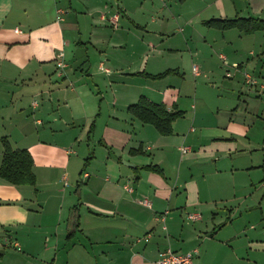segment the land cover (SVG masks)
Returning <instances> with one entry per match:
<instances>
[{
  "label": "crops",
  "instance_id": "obj_1",
  "mask_svg": "<svg viewBox=\"0 0 264 264\" xmlns=\"http://www.w3.org/2000/svg\"><path fill=\"white\" fill-rule=\"evenodd\" d=\"M73 1L0 0V140L30 153L35 178L33 185L0 178V264H155L165 249L177 253L196 249L193 264H264L260 262L264 233L232 232L229 215L236 202L248 211L255 208L247 198L257 201L259 209L264 204L260 170L224 171L216 165L212 172L193 169L215 159L214 152L229 158L233 147L227 141L240 135L249 142L255 137L252 128L235 123L225 96L216 94L211 108L203 104L198 84L187 91L184 73L153 78L178 71L160 67L167 55H176L182 63L186 58L215 63L204 74L195 69L196 78L236 72L244 80L250 77L255 85L244 84L255 90L264 76V42L251 39L250 46L244 37L264 28V0H242L241 9L233 0H192L196 2L189 6L188 0H181L174 13L151 2L152 9L140 15L132 0ZM210 8L211 15L203 17ZM139 10L143 11L142 4ZM115 14L118 22L113 28L108 19ZM152 14L156 20L150 19ZM234 19H250L258 30L245 34L205 24ZM170 27L177 35L167 37L177 38L165 45ZM109 29L112 35L107 37ZM234 30L239 33L235 42L226 40ZM153 39L159 40L161 49L151 45L147 51ZM94 45L104 47L95 52L94 69L102 75L97 81L106 88L105 97L88 67ZM256 48L261 54L244 63L242 53ZM58 63L64 66L59 68ZM171 76L175 87L159 90ZM96 95L106 101L104 114ZM141 97L169 112L183 113L173 122L170 135L159 134L127 111ZM189 98L200 106L191 105V111L183 107V99ZM182 118L186 124L181 128ZM32 125L34 132L28 129ZM194 125L201 136L202 129L209 134L215 130L227 134V139L221 137L194 152L186 145ZM180 147H189L190 152L182 154ZM1 151L0 144V165ZM184 164H189L187 173ZM83 173L88 176L83 178ZM222 175H228L229 182L204 186L207 177L224 179ZM144 199L149 206L140 203ZM212 204L223 209L222 215L210 212L212 218L203 217L202 211ZM261 224L264 227V221ZM4 238L17 245V252L6 256L3 248L11 245L4 244Z\"/></svg>",
  "mask_w": 264,
  "mask_h": 264
},
{
  "label": "rangeland",
  "instance_id": "obj_2",
  "mask_svg": "<svg viewBox=\"0 0 264 264\" xmlns=\"http://www.w3.org/2000/svg\"><path fill=\"white\" fill-rule=\"evenodd\" d=\"M74 1L78 2V3L81 2V1L79 2L77 0H74ZM212 1L213 0H207L206 3H210ZM233 1L235 2L238 9H241L244 5L242 0H233ZM151 2L157 8H162L163 6H165L166 8L170 9L174 13L180 9L183 1H181V0H132V2L130 4L134 9L137 10V13L140 15V14H142V12H146V11H149L152 9V4H150ZM191 2H196V1L188 0L186 2V5L189 6V4ZM140 4H142L143 11L139 10ZM211 11H212V8L205 10V12H204L205 15L203 17H207L208 15H211V14H209ZM105 13H104V15H105ZM107 17H109V16H107ZM152 17L156 20V14H152V16H150V19ZM165 17H168L167 14H165ZM158 19L159 18H157V20ZM111 30L112 29L106 30L107 31V33H106L107 37H110L112 35V32H110ZM259 31H261V32L256 33L252 36L246 35L244 37V38L249 39V40H247V42L250 44V46H252L250 43L251 39H255L256 42H258V43L264 42V39H262V38H264V28L262 30H259ZM167 32H168V35H166L165 45L172 44L173 40L177 38V37H173V39H172V38L167 37V36H172V35L175 36V34L177 35V33L174 30H172L171 27L168 28ZM202 32H204V31H202ZM213 32H215V31H213ZM233 32L234 33L230 32V35H227V36L224 35L225 37H227L225 39L229 40V41H232V39H237L238 36L236 34H239L238 31L234 30ZM215 34H216L215 36L218 38L222 37L217 32H215ZM158 42H159L158 39H153L151 42H148V49H146V50L149 51V49H151V45L154 46L155 50L161 49L158 46L159 45ZM232 42H235V41H232ZM170 47H174V46H170ZM99 49H104V47H99L97 45L96 46L94 45L93 48H90L88 56H90L91 58H90L88 67L92 68L91 72H93V74H94V79L92 80V82L98 83L99 89L97 88V90L101 91L102 95L105 97V94L107 93L106 88L104 87V85L100 84L97 81V78L102 76V75L99 73H96V71L94 69L95 66L98 65V58H97V61L95 60V52L97 54L99 52ZM252 53H249L248 50H246L244 53H242V60L244 63H246L251 58L257 59V57H258L257 55L261 54L257 48H256V52H252ZM115 54H116V52L111 53V55H110L111 60H113ZM174 54H176V53H174ZM225 54L229 55V56L232 55L230 51H227V53H225ZM219 55H221V54H219ZM138 59L140 61V57ZM180 60H181V58H179L176 55H167L165 57V64L161 63L160 67H165V69H174V68L177 69V68H179L178 71L177 70H175V71H176V73L180 72V74L184 73L185 77L183 80L185 81V87H186L187 91H192V89H194L195 84H198L199 98L201 99L203 104L207 105L209 108H211L215 104L214 100H215L216 94H220L222 96L227 97V100H228L227 104H232L233 110L230 113L232 114L231 116H232L233 120L236 121L235 123L236 124L245 123L246 125L248 124L252 128V132H253L252 134H254V136H255L254 138L250 137L249 142H248V140L246 138H243V136H240V135L236 136L235 135L234 137H232L231 140L227 141L228 143L232 144V147H233L232 151L230 152V156H228L229 158H226V157L223 158V156H227V155H220L219 153L214 152V154L216 156L215 159L206 161L203 164V168L199 167V165L197 167H193L195 172L198 169H201L199 171V173H202V172L205 173L207 170H210V172H212L213 169H215V165L217 168H219V169L221 168L224 171L230 169V167L231 168L234 167L236 169H241V170H245L246 168H250V167H255V169L260 170L259 174L262 177L261 179L264 180V87H263V89H260V84L264 85V76H263V81H261V82L259 81V84L257 85L256 89L254 90V87L251 88L248 85L244 84L245 83L244 77L237 74L236 72L234 73V72L230 71L232 74L231 75L230 72H228V74H227V72L224 71L223 74L219 73V74L215 75V78L211 75H201L200 77L196 78L194 75L195 69H197V71H199L200 74H204L203 71H206V70L208 71L210 68L215 67V63L211 66L210 62H207L208 60L204 61L203 63H202V61L198 62V61H195L193 59L188 60V58H186V61H184V63H182ZM215 60H217V59L215 58ZM95 61H96V64H95ZM178 65H182V66L178 67ZM217 65H218V63H217ZM88 78H89V76H88ZM88 82H89V79H88ZM174 83H176L175 77L171 76V77H169V79L165 80V87L158 86V89L159 90L170 89V87H175V86H173ZM89 84L91 85L92 83L89 82ZM114 88L117 89V86ZM113 91L110 94V98L112 96ZM96 96H97L96 100H101L100 102H101V104H103L101 107H102V112L104 114L105 111H104L103 107H105L106 101H104L105 99L102 100L100 95H96ZM103 96H102V98H103ZM112 101L116 102L114 99ZM118 102L119 101L117 100V103ZM191 105L197 106V107L200 106V104H198L197 102L196 103L193 102V100H191V98L183 99V101H182L183 107H186L188 110H190ZM118 106H119V104H118ZM235 106H237V108ZM109 108H110V105H109ZM205 112H207V111H205ZM184 118H187V116ZM210 119H211L210 116H208V121ZM206 123L208 124L209 122H206ZM185 124L186 123H185L184 119L182 118L179 122V127L182 128V126H185ZM190 125H191V122H189V124L187 125L186 130L191 127ZM194 127H195L194 128L195 132L190 135V137H192V140L188 141V143H190V145L186 144L188 146L193 147L194 152L203 151L202 147L211 145L216 139L221 140L222 139L221 137H225V139H227V134L222 133V132H217L215 130H211V132L209 134V131H207L205 133L204 130L202 129L201 131H203L204 135L201 136L199 134V132H200L199 128L196 125H194ZM28 129H30L31 131L34 132L35 126L32 125ZM218 131H220V130L218 129ZM228 139H230V138H228ZM217 142L218 143L219 142L220 143H226V141H217ZM84 147H85V145H83V148ZM92 149L93 148L91 147L89 150V155L92 153ZM177 162H179V157H178ZM216 162H217V164H216ZM206 165H208V168H206ZM256 167H258V168H256ZM183 168H186V173H187V169L189 168V164H184ZM222 176L224 177V179H219V177H210L209 176L206 178V181L203 184H204V186H206L209 183H214V182L215 183H221V184H226L227 182H229V176L228 175H222ZM242 195H244V194L242 193ZM247 203L254 205L255 208H253L251 211H248V210H246L244 204H241L239 206V205H237L238 202H236L235 204L232 205L231 212L229 213V215H230L231 220H233L232 222L230 221L233 224V227H231L232 229H230V230L232 232L233 231L236 232L237 230H241V231H247L250 233H258V232L264 233V227L261 224V220L264 221V204H262L260 209H259L257 201L249 200L247 198ZM215 205L216 204H212L209 208L204 209L203 210L204 212L202 211L203 217H206L205 214H207L210 216L209 219L212 218V215H210V212H214L215 214L222 215L221 212L223 211V209L222 208L217 209L215 207ZM248 212H251V213L248 214ZM251 225H254L255 228L251 229L250 228ZM227 228H229V227H227ZM250 233H249V235H250ZM252 240H255V238H253ZM239 241H240V239H239ZM0 244H1V240H0ZM229 245L233 246L234 244L231 243ZM3 249L7 253L6 256L8 255L9 252H13V251L17 252L16 248L14 249L12 246L4 247ZM249 256L252 259H254V257H255L254 255H252V253H249ZM244 257H247V256L244 255ZM260 262L264 263V257L263 256H260Z\"/></svg>",
  "mask_w": 264,
  "mask_h": 264
},
{
  "label": "trees",
  "instance_id": "obj_3",
  "mask_svg": "<svg viewBox=\"0 0 264 264\" xmlns=\"http://www.w3.org/2000/svg\"><path fill=\"white\" fill-rule=\"evenodd\" d=\"M205 24L221 30L236 28L245 34L258 30L250 19L211 20ZM170 74L177 73L175 70H169L153 78H162ZM127 111L141 123L153 126L163 136L171 134L173 122L183 115L180 111L169 112L163 105L153 104L144 97L128 106ZM0 144L2 148L0 178L14 185H33L35 178L32 173L33 160L30 153L25 149H12L5 138L0 140ZM74 211L78 217L77 209Z\"/></svg>",
  "mask_w": 264,
  "mask_h": 264
},
{
  "label": "built area",
  "instance_id": "obj_4",
  "mask_svg": "<svg viewBox=\"0 0 264 264\" xmlns=\"http://www.w3.org/2000/svg\"><path fill=\"white\" fill-rule=\"evenodd\" d=\"M57 13L60 15L62 13V11L58 10ZM108 22L110 23V25L113 28H116L117 22H118V14L111 16L108 19ZM57 66L60 68V67H63L64 65L61 63H58ZM100 70H102V69L100 68ZM245 83L250 84V85H255V82L248 76L245 77ZM179 151L182 154H187L190 152V148L189 147H180ZM87 176L88 175L86 173H83V178L84 177L86 178ZM124 189L129 191V192L131 191V189L128 187H124ZM140 203L145 205V206L150 205L149 201L146 199L141 200ZM3 241H4V244H9V245L13 246V248L17 247V245L15 243H12V244L9 243L6 238H4ZM197 254H198V251L196 249L192 250L190 252H187V253H177V252L172 251L171 249H165V250L158 253V258H157L155 264H193V260L197 256Z\"/></svg>",
  "mask_w": 264,
  "mask_h": 264
}]
</instances>
